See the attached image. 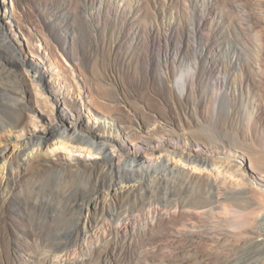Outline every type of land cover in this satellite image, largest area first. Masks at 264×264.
<instances>
[{
	"label": "rangeland",
	"instance_id": "374dc122",
	"mask_svg": "<svg viewBox=\"0 0 264 264\" xmlns=\"http://www.w3.org/2000/svg\"><path fill=\"white\" fill-rule=\"evenodd\" d=\"M236 2L0 0V62L7 63L9 58L17 57L22 51L28 58L40 60L50 80L67 85L66 90L59 92L63 104L68 103L67 107L78 109L76 97L81 91L91 89L97 101L118 106L124 118L134 121L138 126L142 122L145 133L164 134L167 140L183 136L191 142H206L202 126L210 128L214 121L225 120L227 126L238 129L243 143L250 144V150H242L244 155L247 151L254 153L258 148L254 144L264 143V115L259 116L264 108V82L256 64V36L242 24V15L236 4L253 2L257 8H264V1ZM12 39L17 44L12 43ZM238 44L244 49V57L233 56ZM142 60L148 62L144 70L155 73L161 85L164 83L172 90V116H160L157 111L149 110L148 99L125 96L124 90L134 87L135 81L139 79L142 68L139 63ZM7 64L10 65L9 62ZM18 64L13 67L20 71V84L24 91L20 96L21 103L36 102L32 78L21 63ZM185 70H189V74L185 89L181 92L175 82L176 77ZM216 81L223 82L228 92L231 106L228 115L215 108ZM110 89L115 95L109 98L105 90ZM156 102L162 103V100L157 98ZM135 105L143 109L145 114L137 117ZM14 106L0 95L2 120L10 122ZM103 113L106 112L97 107L88 110L93 118ZM146 113L152 118L148 119ZM255 113H259L258 119L252 121L251 116ZM28 123L26 116L22 126ZM17 141L24 140L15 136L12 146ZM72 155L70 157L58 151L52 157H44L43 161L29 160L24 165L23 161L18 163L13 159L15 168L10 176L16 204L10 207L0 203V216L4 220L10 219L9 226L14 235L9 239V250L0 249V264H56L50 257L53 254L50 249L59 239L56 228L66 219L79 214L72 211V200L66 199L65 195L101 185L92 169L103 158L81 153ZM245 156L250 159L249 154ZM50 167L60 170L61 175L47 182V170ZM5 188V182L1 181L0 193ZM105 195L100 193L99 205L91 209V219L95 221L102 218L104 204L101 201L105 200ZM259 197L257 195L256 198ZM50 202L55 207L48 208ZM140 213L136 211L135 216L138 217ZM147 213L148 209L142 213L146 215L145 223H157L161 218L173 216L172 213L161 211L147 219ZM187 219L194 223L199 220L197 216ZM18 222L23 225L16 226ZM105 222L108 223V220ZM145 223L143 221L137 225L131 233H121L123 238L119 239L118 234H115L117 243L133 244L142 238ZM85 224L86 218L79 228L81 237H75L74 243L65 249L67 258L64 260H68L63 261V264H148L144 250L133 252L125 249L122 255L113 253L103 257L107 241L97 231L87 235L84 232ZM30 231H34L35 236ZM28 245L30 248H26ZM193 245L182 257L184 259L157 249L154 264H224L210 241L204 240Z\"/></svg>",
	"mask_w": 264,
	"mask_h": 264
},
{
	"label": "bare ground",
	"instance_id": "6f19581e",
	"mask_svg": "<svg viewBox=\"0 0 264 264\" xmlns=\"http://www.w3.org/2000/svg\"><path fill=\"white\" fill-rule=\"evenodd\" d=\"M253 2L236 5L242 15V24L256 36V64L264 82V8H257ZM11 42L17 44L13 39ZM243 50L238 44L233 56L244 57ZM4 62H0V95L15 106L10 122L0 116V182L6 185L4 192L0 193V203L10 207L16 204L10 176L15 168L13 159L18 163L23 161L24 165L29 160L43 161L44 157H52L58 151L70 157L81 153L103 158L92 169L100 179V187L82 188L65 195L66 199L72 200V211L79 214L56 228L59 239L50 249L52 261L63 264L68 260H64L67 258L65 249L74 243L75 237H81L79 228L86 218L84 232L89 235L97 231L107 241L103 257L113 253L122 255L125 249L133 252L144 250L148 264H154L157 249L184 259L182 257L193 244L207 240L213 243L224 264H264V143L254 144L258 147L256 152L245 153L250 156L248 160L243 151L250 150V144L243 143L238 129L227 126L225 120L214 121L210 128L202 126L206 146L183 136L167 140L164 134L145 133L142 122L138 126L124 118L118 106L97 101L91 89L81 91L76 97L78 109L67 107L68 103L63 104L59 93L66 90L67 85L50 80L40 60H32L22 51L17 57L8 59L10 65ZM18 62L32 78L36 102L21 103L20 96L24 92L20 84L22 80L20 71L13 67L19 66ZM147 63V60L139 63L142 67L139 79L134 87L124 90L125 96L148 99L149 110L157 111L160 116H172V90L164 83L161 85L155 73L144 70ZM188 74L189 70H185L176 77L175 86L181 92L185 89ZM220 83H215V108L228 115L231 111L228 92L224 83ZM105 91L109 98L115 95L112 89ZM71 93L72 90L69 96ZM157 98L162 103L156 102ZM93 107L106 113L93 118L88 114ZM133 107L137 117L145 114L139 106ZM258 114H253L251 120H257ZM262 115L264 108L259 116ZM26 116L29 123L22 126ZM146 117L152 118L148 113ZM15 136L24 141H17L12 146ZM47 171V182L61 175L56 168L50 167ZM100 193L106 194L105 200L101 201L104 212L102 218L95 221L91 219V209L99 205ZM257 195L260 196L258 199ZM53 207L55 204L50 202L48 208ZM147 209V219L161 211L173 216L161 218L157 223H145L146 215L142 213ZM136 211L141 212L138 217L135 216ZM193 216L199 218L196 223L187 219ZM9 221V218L4 220L0 216L2 251L9 250V239L14 235ZM143 221L146 228L142 229V238L133 244L117 243L115 234L120 239L121 233H131ZM22 225L18 222L16 226ZM30 233L35 236L34 231Z\"/></svg>",
	"mask_w": 264,
	"mask_h": 264
},
{
	"label": "water",
	"instance_id": "95a60500",
	"mask_svg": "<svg viewBox=\"0 0 264 264\" xmlns=\"http://www.w3.org/2000/svg\"><path fill=\"white\" fill-rule=\"evenodd\" d=\"M262 226H263V222H262ZM263 228H264V226H263Z\"/></svg>",
	"mask_w": 264,
	"mask_h": 264
}]
</instances>
